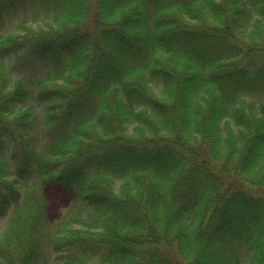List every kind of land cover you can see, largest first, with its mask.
<instances>
[{"label": "trees", "instance_id": "1", "mask_svg": "<svg viewBox=\"0 0 264 264\" xmlns=\"http://www.w3.org/2000/svg\"><path fill=\"white\" fill-rule=\"evenodd\" d=\"M7 215L0 264H264V0H0Z\"/></svg>", "mask_w": 264, "mask_h": 264}, {"label": "rangeland", "instance_id": "2", "mask_svg": "<svg viewBox=\"0 0 264 264\" xmlns=\"http://www.w3.org/2000/svg\"><path fill=\"white\" fill-rule=\"evenodd\" d=\"M26 10V11H25ZM26 18V24L24 26V29L31 28L33 31H36L38 29H46L48 26L47 22L41 20V18H37V22L35 23L33 20V5L26 8L21 9L19 7L18 14L13 17H3L1 21V28H3V33L8 32H14L16 34H23L22 31L16 30L15 28L18 26V23L21 19ZM40 27V28H39ZM35 74H38V71L35 70ZM39 112V129L41 128L43 116ZM45 194L49 201V218L53 221H58L62 219L69 218L71 215L75 214L77 212V205H72V195L70 192L65 190L62 187L59 186H50L46 188ZM9 215L0 217V232L5 227L6 222L8 221ZM48 264H56L53 260L50 261Z\"/></svg>", "mask_w": 264, "mask_h": 264}]
</instances>
